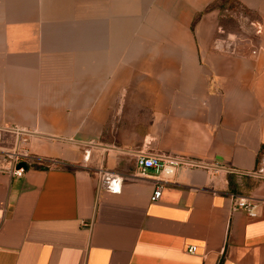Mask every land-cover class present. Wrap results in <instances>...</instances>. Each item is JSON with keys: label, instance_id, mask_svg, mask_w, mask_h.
Instances as JSON below:
<instances>
[{"label": "crops", "instance_id": "1", "mask_svg": "<svg viewBox=\"0 0 264 264\" xmlns=\"http://www.w3.org/2000/svg\"><path fill=\"white\" fill-rule=\"evenodd\" d=\"M239 13L259 34L221 45ZM123 98L184 126L110 138ZM0 128L36 164L0 169V264H264V0H0ZM139 151L185 162L156 202Z\"/></svg>", "mask_w": 264, "mask_h": 264}, {"label": "built area", "instance_id": "2", "mask_svg": "<svg viewBox=\"0 0 264 264\" xmlns=\"http://www.w3.org/2000/svg\"><path fill=\"white\" fill-rule=\"evenodd\" d=\"M235 19L238 20L241 25V29L243 28L246 30L249 26L255 30L254 32L256 34H259L260 27L257 23L250 22V20H247V18L241 13L237 14ZM220 41L223 46L227 44L231 46L233 38L229 37L226 41ZM9 131H13L17 134L21 133L17 128H0V169L7 172L11 177L21 178L28 168L36 164L31 155L25 149L20 148L17 143L14 144L11 149H7L3 146L2 135ZM134 155V178L146 179L149 172H153L157 177L161 176V178L157 181L158 185L155 187L150 197L151 202H156L161 197L163 184H167L168 180L174 176L177 167L185 162L177 157L167 154H147L139 151L134 153ZM19 164H23V166L17 168ZM96 174L101 189L110 194H119L121 192L123 183L122 174L111 172L106 169H99ZM232 201L234 210L241 209L251 218H255L257 216V204L255 202L235 196L232 197ZM196 249L197 248L195 246H190L187 249V252L194 254Z\"/></svg>", "mask_w": 264, "mask_h": 264}, {"label": "rangeland", "instance_id": "3", "mask_svg": "<svg viewBox=\"0 0 264 264\" xmlns=\"http://www.w3.org/2000/svg\"><path fill=\"white\" fill-rule=\"evenodd\" d=\"M241 11L238 9H234L233 12ZM227 30L232 34L236 35V38L230 37L227 32L224 30L219 29L217 32L220 35L219 39L226 41L227 38H233V42L239 43L242 45L245 43V29H241V25L239 24L238 20L230 19L229 24H227ZM244 34V35H243ZM245 45V44H244ZM240 48V47H239ZM238 49V47H237ZM122 102V113H117L115 115H111L110 118L114 123L108 126L110 138L114 137L115 128L119 126H184L180 123V118L177 116L178 114H170V115H162V114H147L145 109L137 110L132 108H126L125 99L121 100ZM131 111V112H130ZM119 112V111H118ZM117 131V130H116ZM105 132V131H104ZM129 135V132H124Z\"/></svg>", "mask_w": 264, "mask_h": 264}, {"label": "water", "instance_id": "4", "mask_svg": "<svg viewBox=\"0 0 264 264\" xmlns=\"http://www.w3.org/2000/svg\"><path fill=\"white\" fill-rule=\"evenodd\" d=\"M221 14H223L226 17H229V16H232L233 15V12L226 8V9L222 10V13ZM22 166H23V164H19L17 166V168H20Z\"/></svg>", "mask_w": 264, "mask_h": 264}]
</instances>
